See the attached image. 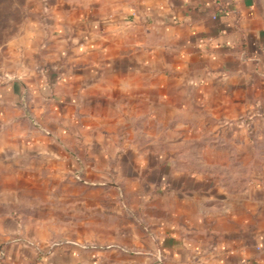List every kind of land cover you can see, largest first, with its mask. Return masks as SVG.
Segmentation results:
<instances>
[{"label":"rangeland","instance_id":"rangeland-1","mask_svg":"<svg viewBox=\"0 0 264 264\" xmlns=\"http://www.w3.org/2000/svg\"><path fill=\"white\" fill-rule=\"evenodd\" d=\"M92 1L0 0V69L16 63L24 69L20 62L28 58L37 66L42 54L78 45L79 38L96 29L90 24ZM108 1L99 0L98 14L109 13ZM121 1H114L113 10H122ZM98 27L94 32L104 38L106 27ZM114 30L115 36L123 33L122 28ZM138 35L131 31L129 37ZM56 36L65 43L57 45ZM147 38V47L153 45ZM162 47L175 49L168 42ZM119 62L118 68L125 70L127 65ZM169 63L168 56L162 58L163 70ZM129 68L116 79L102 75L101 83L114 80L119 88L107 91L114 106L94 99L92 105L67 111L71 137L65 140L64 165L52 164L49 183L23 180L18 202L0 199V217L10 214L25 228L9 229V241L20 232L47 248L77 244L100 254L110 249L116 257L123 251L131 256L153 253L157 223L178 229L264 231V97L249 91L245 106L204 105L201 93L186 90L184 76L175 80L166 72L163 97L177 105L163 104L153 119V107L139 106L132 97L142 74L136 64ZM1 73L0 84L5 78ZM122 93L131 96L129 104ZM147 96L153 98L152 93ZM192 99L196 104L190 106ZM2 127L6 133L28 130L12 118ZM9 177L8 170L0 171L1 179ZM12 188L1 185L0 196ZM35 223L38 229H33Z\"/></svg>","mask_w":264,"mask_h":264},{"label":"crops","instance_id":"crops-1","mask_svg":"<svg viewBox=\"0 0 264 264\" xmlns=\"http://www.w3.org/2000/svg\"><path fill=\"white\" fill-rule=\"evenodd\" d=\"M114 1L106 2L109 13L105 15L98 14L99 0L89 6L95 14L90 24L97 32L104 25L105 39L91 30L77 40L78 45L70 43L67 51L61 47L55 54H42L37 66L27 57L20 62L26 65L24 69L17 63L0 69L5 76L0 84V171L10 174L0 178V186L14 187L1 193L0 199L18 202L22 192L17 187L23 180L47 185L52 164L64 165L65 140L71 137L65 123L68 110L83 103L92 105L94 99L115 105L107 91L119 88L114 80L109 85L101 83L102 75L116 79L136 64L142 78L132 97L139 106L153 107V119L159 117L163 104L177 105L163 97L166 72L175 80L184 76L186 90L201 93L198 98L204 105L245 106L250 103L245 100L249 91L264 97V0H122L121 11L113 10ZM117 27L122 28L121 36L114 35ZM131 31L139 34L138 39L129 37ZM146 37L154 44L147 47ZM55 40L57 45L65 43L60 36ZM103 40L105 50L100 51ZM163 42L175 49L163 51ZM167 56L169 68L163 70L162 58ZM119 61L127 65L125 70L118 68ZM151 93L152 99L147 96ZM124 96L129 104L131 96ZM187 104L196 103L192 99ZM11 118L26 124L28 130L6 133L2 125ZM154 225L158 228L153 229V253L131 256L123 251L114 257L110 249L100 254L77 244L47 248L20 232L21 236L9 241V229L25 228L6 214L0 217V264H163L162 260L164 264H264V231L259 229Z\"/></svg>","mask_w":264,"mask_h":264}]
</instances>
